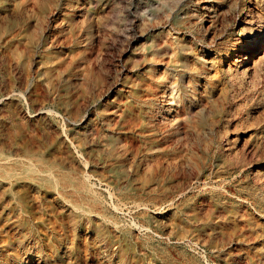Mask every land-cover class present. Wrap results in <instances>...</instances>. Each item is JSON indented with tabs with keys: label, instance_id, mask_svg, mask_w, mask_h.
Here are the masks:
<instances>
[{
	"label": "rangeland",
	"instance_id": "374dc122",
	"mask_svg": "<svg viewBox=\"0 0 264 264\" xmlns=\"http://www.w3.org/2000/svg\"><path fill=\"white\" fill-rule=\"evenodd\" d=\"M0 264H264V0H0Z\"/></svg>",
	"mask_w": 264,
	"mask_h": 264
},
{
	"label": "bare ground",
	"instance_id": "6f19581e",
	"mask_svg": "<svg viewBox=\"0 0 264 264\" xmlns=\"http://www.w3.org/2000/svg\"><path fill=\"white\" fill-rule=\"evenodd\" d=\"M251 13V12H250ZM250 13H248V15L241 21V23L242 24H244V26L245 25H250V24H253V23H251L252 21H251V18H250V16H251V14ZM257 17V16H256ZM257 22V21H256ZM257 24V23H256ZM259 25V24H258ZM261 25V24H260ZM263 25V24H262ZM252 26V25H251ZM262 27V26H261ZM258 30V29H257ZM250 31V30H249ZM246 40V39H245ZM253 40V39H252ZM246 41H250V39L248 40H246ZM245 41V42H246ZM255 50H257V44H255V45H253L252 46V50H250L251 52H254ZM237 57H241L239 60H237ZM236 57V61H239L242 65H244L245 66V64H247L248 63V59H249V55L246 53V52H243L241 55H239V56H237ZM260 58V57H259ZM254 59V58H253ZM250 62V61H249ZM257 63V62H256ZM247 68V67H246ZM245 68V69H246Z\"/></svg>",
	"mask_w": 264,
	"mask_h": 264
}]
</instances>
